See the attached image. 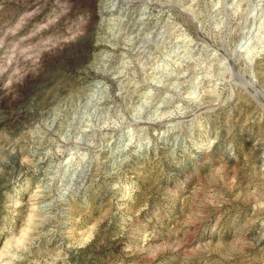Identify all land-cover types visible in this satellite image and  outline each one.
<instances>
[{"label": "rangeland", "instance_id": "obj_1", "mask_svg": "<svg viewBox=\"0 0 264 264\" xmlns=\"http://www.w3.org/2000/svg\"><path fill=\"white\" fill-rule=\"evenodd\" d=\"M0 264H264V0H0Z\"/></svg>", "mask_w": 264, "mask_h": 264}, {"label": "bare ground", "instance_id": "obj_2", "mask_svg": "<svg viewBox=\"0 0 264 264\" xmlns=\"http://www.w3.org/2000/svg\"><path fill=\"white\" fill-rule=\"evenodd\" d=\"M234 62V61H233ZM232 67H233V65H232ZM159 77V76H158Z\"/></svg>", "mask_w": 264, "mask_h": 264}]
</instances>
